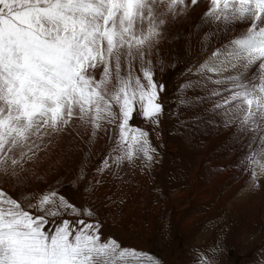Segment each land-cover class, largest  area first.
<instances>
[{
    "label": "snow or ice",
    "instance_id": "snow-or-ice-1",
    "mask_svg": "<svg viewBox=\"0 0 264 264\" xmlns=\"http://www.w3.org/2000/svg\"><path fill=\"white\" fill-rule=\"evenodd\" d=\"M190 5L189 0H0V172L18 175L16 169L40 150L37 141L74 119L91 129V139L115 129V145L97 171L137 161L151 169L156 149L149 132L130 122L135 114L159 123L163 85L154 81L150 56L165 27ZM202 23L225 35L238 33L213 53L218 66L206 61L198 72L219 73L225 65L234 70L223 79L208 77L224 85L210 96L219 98L214 108L225 127L235 125L236 134L249 137L240 164L255 182L264 176L258 159L264 157V0H208ZM137 58L143 79L133 75ZM255 143L258 149L251 147ZM84 178L81 170L76 180ZM92 187L89 182L84 191ZM95 215L56 189L40 194L27 210L0 190V264H129L130 259L144 264V253L102 239L99 221L82 218ZM199 260L215 264L214 257ZM147 264L159 261L148 258Z\"/></svg>",
    "mask_w": 264,
    "mask_h": 264
},
{
    "label": "rangeland",
    "instance_id": "rangeland-1",
    "mask_svg": "<svg viewBox=\"0 0 264 264\" xmlns=\"http://www.w3.org/2000/svg\"><path fill=\"white\" fill-rule=\"evenodd\" d=\"M207 8L190 5L186 15L170 21L152 50L153 78L158 87L163 85L159 91L163 112L155 126L135 114L130 122L149 132L156 149L151 169H145L137 161L135 166L125 162L112 172L97 171L115 145V129L110 127L107 134L101 130L91 139V129L74 119L63 131L44 137L43 142L37 141L41 144L38 155L24 163L22 169L18 167V175H11V169L8 175L0 172V190L22 201L26 210L28 203H34L40 194L58 190L76 206L92 208L95 217L82 218L86 222L99 221L102 239L110 237L122 248L144 253V264L148 258L159 264H200L202 256L214 257L215 264H264V176L253 182L249 172L241 171L240 164L248 151L243 147L248 148L249 137L236 134L235 125L225 127L222 114L213 123L206 120L194 123L197 116L192 113L194 108L186 109L190 97L183 92L187 87L182 86L194 81L190 69L197 64L196 55L202 51L205 62L218 66L212 61L213 53L238 34L225 35L215 25L202 23ZM134 67V76L143 79L139 58L134 61ZM233 71L225 65L219 73L211 75L223 79ZM73 129L87 133L78 151L59 152L55 157H45L46 163L39 161V155L53 152L57 144L65 145ZM161 133H164L162 139ZM210 133L216 138L211 160L205 155L202 158L200 149ZM109 136H113L111 142ZM224 136L227 140L221 142ZM251 147L258 149L259 145L255 143ZM258 159L264 164V157ZM81 170L83 181L76 180ZM256 171L259 173L258 167ZM246 173L250 182L247 184L241 182ZM239 181L234 198L223 201L224 190L231 191ZM89 182L92 190L85 192ZM217 182L224 185L209 196H201ZM261 183V191L248 188ZM129 264H135V260L130 259Z\"/></svg>",
    "mask_w": 264,
    "mask_h": 264
},
{
    "label": "bare ground",
    "instance_id": "bare-ground-1",
    "mask_svg": "<svg viewBox=\"0 0 264 264\" xmlns=\"http://www.w3.org/2000/svg\"><path fill=\"white\" fill-rule=\"evenodd\" d=\"M190 2V0H189ZM198 7H202V6H208V0H198L197 3ZM180 18V17H179ZM179 20V19H178ZM183 20V19H182ZM184 32V31H183ZM182 36V35H181ZM180 38V35H179ZM165 42V41H164ZM180 43V42H179ZM181 44V43H180ZM190 52V51H189ZM198 56V57H197ZM197 59H196V63L197 64H192L193 66L190 69L191 75L194 79L191 80V82H193V85L191 87H187V90H183L184 94L187 96H189V101H188V105L186 107V109L188 110L189 108H194L193 109V114L197 115L194 120L196 122L194 123H198L202 120H206V121H210L212 122L213 120H218L219 116L221 115L220 112H217L214 108V104L216 102H218L219 98L218 97H211V91L213 89H218L220 91H223V88L221 85H217L214 83H211L208 79V77H212V79H218L217 76L211 75V73H207V75H205V73L202 72H198V68L205 62V54H203L202 51H200L197 55H196ZM190 64V63H189ZM196 68L194 69L193 67ZM133 69H135L134 67V63H133ZM134 75V74H133ZM188 78V77H187ZM208 79V80H207ZM207 80V81H206ZM206 81V83H205ZM189 84V83H188ZM187 85V84H186ZM189 90L192 92H189ZM187 99V98H186ZM163 106V105H162ZM216 114V115H215ZM188 115V114H187ZM219 115V116H218ZM193 116V115H192ZM213 116V117H210ZM163 117V116H162ZM198 118V119H197ZM190 119V118H189ZM222 119V118H221ZM165 121V120H164ZM73 122V121H72ZM77 122V121H76ZM75 122V123H76ZM214 122V121H213ZM212 122V123H213ZM192 123V122H191ZM208 123V122H207ZM216 123V122H215ZM224 123V122H223ZM193 124V123H192ZM74 127V124H72ZM196 125V124H195ZM107 127H109L107 125ZM113 128V127H112ZM210 129H212L210 127ZM214 129V128H213ZM224 129V128H223ZM90 130V129H89ZM215 130V129H214ZM213 130V131H214ZM75 131V133H74ZM84 130L79 129V131L77 132L75 129H73V133L71 132L68 136V138L66 139L67 143L64 144H57V146H55V150H53V152H49V153H43L42 155H39V161L41 162H45L46 163V158L45 157H55L58 155L59 152H65V151H78V145L80 144V141L83 137L87 136L86 132H83ZM196 132V131H195ZM194 132V133H195ZM224 132V131H223ZM99 133V132H98ZM97 133V134H98ZM219 133V132H218ZM160 136V135H159ZM162 136V137H161ZM160 138L162 139L164 137V133H161ZM100 138H103V136L101 134H99ZM225 137V136H224ZM227 137V136H226ZM222 140L221 142L226 141L227 139ZM104 140V139H103ZM102 140V141H103ZM69 141V142H68ZM215 141L216 138L215 136H213L212 133L209 134V137L205 136L204 139V143H203V147L200 148L202 149V158L204 157L203 155L206 156V158L210 159V157H212L214 155V151L215 150ZM59 142H63L62 140H60ZM58 142V143H59ZM244 145H242L241 147H243ZM246 147V148H245ZM172 148V147H171ZM244 149H248L247 145H245L243 147ZM230 150V149H229ZM38 155V154H37ZM97 157V156H96ZM207 160V159H206ZM209 160V161H210ZM208 162V161H207ZM213 162V160H212ZM209 163V162H208ZM210 164V163H209ZM159 165V164H158ZM213 165V164H212ZM210 167V166H209ZM221 169L223 167H220ZM38 169V168H37ZM97 169V168H96ZM229 170L226 169L225 173L226 175H228ZM248 173L245 174V177L243 178V180L241 182H244L245 184L250 183L249 182V175H247ZM247 175V176H246ZM239 182H236L234 184V186H232L231 191L229 190H224L225 194L223 195V201H227L233 197V193H235L237 190H239ZM264 184V181H263ZM262 183L258 186V187H248L249 189H255L257 191H261L260 190V186L263 185ZM197 185V184H196ZM224 184H219V182L217 183H213V186L210 187L209 189L212 190H208L209 192H205L203 194H201L202 197L205 196H209L208 194H212L215 190H217L218 188H221V186H223ZM252 185V184H251ZM200 185H197V187ZM7 190V189H6ZM203 190V189H202ZM234 191V192H233ZM248 194V193H247ZM264 194V193H263ZM250 196V195H247ZM264 197V196H263ZM207 198V197H206ZM221 198V197H220ZM202 199V198H201ZM207 200V199H205ZM22 202V201H21ZM222 202V201H221ZM223 203V202H222ZM225 203V202H224ZM78 206V204H77ZM79 207V206H78Z\"/></svg>",
    "mask_w": 264,
    "mask_h": 264
}]
</instances>
